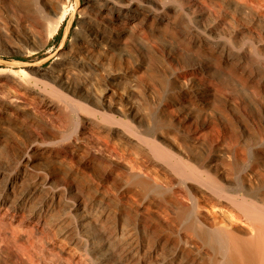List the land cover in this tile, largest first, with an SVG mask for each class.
Listing matches in <instances>:
<instances>
[{
  "label": "bare ground",
  "instance_id": "1",
  "mask_svg": "<svg viewBox=\"0 0 264 264\" xmlns=\"http://www.w3.org/2000/svg\"><path fill=\"white\" fill-rule=\"evenodd\" d=\"M68 2L29 0L26 7L10 3V10L15 16L11 18L17 22L10 24L12 32L0 25L6 45L17 47L14 42L8 41L9 35H12L36 49L42 47L67 18ZM52 14L55 18L51 17ZM84 14L91 23V37L99 38L102 43L110 40L105 37L98 22L116 32L132 29L151 50L160 54L175 79L191 77L204 91L218 92L241 111L255 136L254 144L248 148L245 137L237 136L227 124L211 122L207 119L208 115L201 124H189L187 119L176 120V123L183 134L205 147L221 140L227 143L229 156L235 162H246L250 157L251 174L247 184L238 185L215 166L201 161L191 162L174 141L167 140V146L162 145L149 137L148 128L145 130L143 125L135 130L129 127L131 131L120 128L122 123L113 113L119 109L110 101L109 104L106 98L100 99L90 83L71 81L56 70L47 72L40 69L36 71L41 77L30 75V83L20 82L6 75L7 70L3 68H0V82L5 83L11 90L8 92L17 96L18 101H21L19 97L23 96V90L32 89V85L44 87L43 99L50 98V106L52 104L57 112L69 111L68 115L65 113L69 116L68 121L73 111L81 116L82 126H78L80 129L77 128V132L82 137L99 139L102 145H110L105 136L99 138V133L105 132L108 139L115 137L131 146H139L140 152L127 158L125 163L118 162L124 165L126 174L121 191L132 185L145 192L146 196L138 208L149 213L154 209L155 201L150 193L158 187L162 189L155 171L164 172L163 184L175 193L172 194L175 210H172L171 219H174L179 238L173 260L176 264H185L180 262V253L188 248L204 254L206 264H264V194L261 195L253 187V181L264 182V125L261 119V112H264V0H85ZM85 42L79 41L80 44L70 46L65 58L79 62L87 60L83 56L90 57L97 49ZM183 54L193 59L190 66L185 65ZM93 61L90 60L97 66V62ZM22 73L28 74L25 70ZM9 74L17 76L15 72ZM3 75L6 76L5 81L2 80ZM47 76L50 80L46 79ZM132 116L136 122L142 123L143 119L137 114L132 113ZM64 118L61 120L64 121ZM97 121L101 125L96 126ZM244 131L248 133L246 129ZM37 137L41 138V135L37 134ZM76 144L78 139L70 146ZM36 145H31L26 155L33 154ZM39 147L45 151L49 144L42 141ZM53 151L62 157L68 154L67 148L63 147ZM114 153L110 152V156ZM26 160V165H34L30 158ZM37 172L41 181L33 188L23 189L26 176L22 170L0 163V262L8 264L4 258L6 253L11 264H129L114 241L116 234H110L105 229V214L85 203L74 186L65 180L59 177L57 180L46 174L44 169L39 168ZM44 190L48 191L46 195L36 199L35 196ZM176 190L184 192V196L180 198ZM32 203L36 208L31 215L38 218L35 225L34 220H26L23 215V211L27 210L25 207ZM57 209L62 210L71 222L75 248L69 249L56 242L40 247L34 240L35 236L44 239L47 219ZM29 224H33L34 236L26 232L31 227ZM124 232L129 236L126 237ZM132 233L123 227L120 230L125 239ZM132 249L129 252L131 257L139 258L140 253H145L143 243L134 244ZM198 261L195 258L196 264ZM160 264L168 263L162 260Z\"/></svg>",
  "mask_w": 264,
  "mask_h": 264
},
{
  "label": "rangeland",
  "instance_id": "2",
  "mask_svg": "<svg viewBox=\"0 0 264 264\" xmlns=\"http://www.w3.org/2000/svg\"><path fill=\"white\" fill-rule=\"evenodd\" d=\"M23 1L25 2L22 0H0V25L2 27H7L6 29L12 32L11 25L17 21L11 18L15 16H13L10 6L15 3V5L23 4L22 6L26 7L29 0ZM84 8L85 0H69L67 18L61 24L58 32L37 49L24 41L17 40L12 35H9L8 41L14 42L17 47L10 48L6 45L0 31V68L6 69V75H11L20 82L30 83V75L41 77L36 71V69H40L47 72L56 70L71 81L81 80L90 83L89 85L100 99L106 98L108 103L110 101L111 105L113 104L119 109L113 113L122 123L120 128L131 131V128L135 130L136 127L143 125L145 130L148 128L146 132L149 133V137L162 145L167 146V140L174 141L188 155L186 159L191 162L201 161L207 165L215 166L229 175L238 185L247 184L251 174L250 157L246 162H235L229 156L227 143L221 140L212 146L205 147L197 140L183 134L176 123V120L186 121L187 119L189 124H201L208 115L207 119L211 122L227 124L237 136L245 137L248 148L254 144L255 136L251 125L248 120L246 121L241 111L218 92L204 91L202 87L194 83L191 77L175 79L160 54L151 50L145 40L139 38L132 29L116 32L102 22H98L101 31L110 40L102 43L99 38L91 37L89 35L91 23L84 17ZM51 17L55 18V15L52 14ZM59 36L60 40L58 41ZM79 41L90 43V47L93 46L95 50L97 49L95 54L93 53L90 57L84 55L83 57L87 59L84 62L65 58L70 46L80 44ZM117 42H121V44ZM183 58L185 65L192 64V58L186 54H183ZM90 60L97 62V66ZM22 70H25L29 75L25 73L24 75ZM10 72H15L17 76H12L9 74ZM2 77V80L5 81L6 76ZM46 79L50 80V77L47 76ZM31 87L32 89L23 90V96L19 97L21 101H18L17 96L8 92L11 90L5 83L3 85L0 82V163H6L13 168L19 167L22 170L26 176L23 189L33 188L38 181H41L39 172H37L39 168L44 169L46 174L52 175L56 179L59 177L58 179L61 178L60 180H65L64 182L67 184L73 185L85 203L98 209L103 215L105 214L103 216L105 229L110 234H116L115 239H117L114 241L120 247V253L127 263L160 264L163 260L168 264H176L173 260L179 238L175 231L174 219H171L172 210H175V197L172 194L175 193L163 184L164 172L155 171L157 181H160L158 183L161 184L160 188L162 189L158 187L154 191L155 193H150V196L155 199L153 205L155 210L152 209L149 213H145L138 208L146 196L145 192L139 191L132 185L121 191L126 174L124 165L118 163H125L131 156L140 152L139 146H131L115 137L108 139L105 132L102 134L98 132L101 135L99 138L103 139L105 136L107 140L112 141V143L106 142L110 143L115 150L110 145H102L99 139L80 136L77 130L82 126L81 116L77 112L71 111L70 121H68L69 116H65V113L68 115L69 111L61 112L60 110L57 112V109L52 108V104L50 106V98L46 99L47 102L43 99L44 87L36 85ZM204 98L207 101H204ZM55 111L56 113H54ZM132 113L143 119L141 124L133 119ZM61 114L62 116H60ZM261 116L264 125V112H261ZM63 118L64 121L61 120ZM96 120L95 118V122ZM100 121H97L96 126L101 125ZM249 130H252L251 133ZM37 134L41 135V138H38ZM75 139H78V144L70 146ZM42 141L49 144L45 151L39 147ZM32 143L37 144L35 147L37 150H34L35 154L26 155L27 149L33 145ZM61 147L67 148V157L54 153L53 150L61 149ZM93 151L100 155L97 153L94 155ZM101 151H103L102 155ZM110 152H115V155L110 156ZM26 156L33 161L34 165H26ZM1 186L2 183H0V189ZM253 187L261 195L264 194V182L253 181ZM176 191L180 198L184 196V192ZM47 192L44 190L35 198L39 199ZM34 205V203L28 204L23 215L26 220L28 218L31 221L34 220L32 222L35 225L38 218L31 215L36 208ZM47 220V233H45L44 239L38 236L34 237L38 246L43 247L48 242H56L55 244L64 245L69 249L76 247L73 242L71 222L62 210L57 209ZM122 227L133 232L131 235L133 238L130 236L132 239L130 237L125 239L129 236L126 232H124L127 234H125L126 237L120 234ZM32 230L31 226L26 229V232L34 236ZM123 237L124 239H122ZM137 243L144 244L145 253L144 251L140 253L139 258L131 257L129 252H132L134 244ZM190 249L180 253V262L196 264L194 261L197 258L199 260L197 264H206L207 259L204 254L199 253L196 249ZM4 255H6L4 258L8 264H11L10 259H7L8 255L6 253ZM204 256L205 258H203ZM0 264L6 263L1 260Z\"/></svg>",
  "mask_w": 264,
  "mask_h": 264
},
{
  "label": "trees",
  "instance_id": "3",
  "mask_svg": "<svg viewBox=\"0 0 264 264\" xmlns=\"http://www.w3.org/2000/svg\"><path fill=\"white\" fill-rule=\"evenodd\" d=\"M61 31H62V29H61ZM61 31H60V32H61ZM59 40H60V36H59V38H58V41H59Z\"/></svg>",
  "mask_w": 264,
  "mask_h": 264
}]
</instances>
